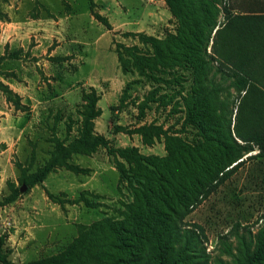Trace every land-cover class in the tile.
Instances as JSON below:
<instances>
[{"label":"rangeland","instance_id":"374dc122","mask_svg":"<svg viewBox=\"0 0 264 264\" xmlns=\"http://www.w3.org/2000/svg\"><path fill=\"white\" fill-rule=\"evenodd\" d=\"M224 9L235 14L264 13V0H223L218 25L226 22ZM95 14L106 18L110 28ZM177 25L165 0H0V133L13 143L19 174L13 184L20 188L14 203L0 206V237L15 264L61 253L82 225L120 216L123 203L132 201L113 157L103 147L72 157L73 164L88 172L60 168L40 185L29 187L23 182L28 183L50 158L54 139L68 143L79 135L84 96H99L102 114L94 121V130L113 148L134 146L144 155L167 156L164 136L147 146L135 133L150 123L188 143L201 142L198 130L186 121L185 102L197 86L192 70H175L177 77L169 70L141 77L125 72L118 54L122 44L143 48L140 39L128 33L164 38ZM212 44L213 39L208 56ZM211 66L205 84L215 89L217 112L231 118L233 126L243 93L228 73L218 71V63L211 61ZM257 153L243 154L238 162H244L233 177L181 223L204 227L209 264H233L223 241L237 254L240 237L247 231L243 226L253 234L258 230L256 222L264 213V158ZM83 191L103 206L92 208L82 202L63 208L48 196L49 192L74 200ZM9 194L7 186L0 200ZM237 223L238 235L232 231Z\"/></svg>","mask_w":264,"mask_h":264},{"label":"trees","instance_id":"16d2710c","mask_svg":"<svg viewBox=\"0 0 264 264\" xmlns=\"http://www.w3.org/2000/svg\"><path fill=\"white\" fill-rule=\"evenodd\" d=\"M222 1L165 0L178 22L174 32L164 38L128 33L138 37L143 48L118 46L125 72L149 77L169 70L177 77L175 70H192L197 86L185 102L186 121L198 130L201 142L188 143L150 123L135 129V133L142 135L147 146L164 136L167 156L144 155L134 146L113 148L94 130V121L102 114L97 107L99 96H84L79 135L68 143L67 139H54L50 158L28 183L23 182L29 187L40 185L60 168L88 172L73 164L72 157L90 155L103 147L113 157L132 201L123 203L120 216L82 225L79 235L61 253L31 264H209L204 227L196 223L182 226L183 219L233 177L244 162H238L243 154L258 150L255 156L264 158V13L235 14L224 9L226 22L218 25ZM95 18L110 28L106 18L99 14ZM212 39L213 51L208 56ZM211 61L218 63V71L228 73L237 91L243 93L233 126L231 118L217 112L215 89L205 84ZM3 89L8 93L6 87ZM8 187L10 194L0 200V206L14 203L20 195V188L13 182L9 181ZM88 193L83 191L74 200L49 192L48 196L63 208L67 203L82 202L92 208L103 206L92 202ZM256 224L255 234L243 226L247 231L240 237L237 254L223 241L225 253L234 258L233 264H264V213ZM240 227L237 223L232 231L238 235ZM3 242L0 237V264H15L4 251Z\"/></svg>","mask_w":264,"mask_h":264},{"label":"crops","instance_id":"0c3cea01","mask_svg":"<svg viewBox=\"0 0 264 264\" xmlns=\"http://www.w3.org/2000/svg\"><path fill=\"white\" fill-rule=\"evenodd\" d=\"M153 36V35H152ZM13 143H9L7 134L0 133V145H5L0 148V199L3 192L7 190L8 182H15L18 178L17 168L13 163ZM15 147V146H14Z\"/></svg>","mask_w":264,"mask_h":264},{"label":"water","instance_id":"95a60500","mask_svg":"<svg viewBox=\"0 0 264 264\" xmlns=\"http://www.w3.org/2000/svg\"><path fill=\"white\" fill-rule=\"evenodd\" d=\"M25 189V188H24Z\"/></svg>","mask_w":264,"mask_h":264}]
</instances>
